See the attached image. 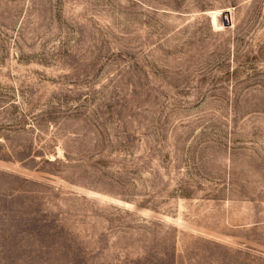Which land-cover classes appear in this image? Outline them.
<instances>
[{
	"label": "rangeland",
	"instance_id": "obj_1",
	"mask_svg": "<svg viewBox=\"0 0 264 264\" xmlns=\"http://www.w3.org/2000/svg\"><path fill=\"white\" fill-rule=\"evenodd\" d=\"M0 264H264V0H0Z\"/></svg>",
	"mask_w": 264,
	"mask_h": 264
},
{
	"label": "bare ground",
	"instance_id": "obj_2",
	"mask_svg": "<svg viewBox=\"0 0 264 264\" xmlns=\"http://www.w3.org/2000/svg\"><path fill=\"white\" fill-rule=\"evenodd\" d=\"M229 10H226L222 13V17L225 18V12H227ZM230 12V11H229ZM221 12L220 11H214L213 15H212V21H213V24L214 26H218V20H217V17L219 16ZM229 23H231V13H230V17H229Z\"/></svg>",
	"mask_w": 264,
	"mask_h": 264
},
{
	"label": "water",
	"instance_id": "obj_3",
	"mask_svg": "<svg viewBox=\"0 0 264 264\" xmlns=\"http://www.w3.org/2000/svg\"><path fill=\"white\" fill-rule=\"evenodd\" d=\"M229 17H230V12L229 11L225 12V18L227 23H229Z\"/></svg>",
	"mask_w": 264,
	"mask_h": 264
},
{
	"label": "built area",
	"instance_id": "obj_4",
	"mask_svg": "<svg viewBox=\"0 0 264 264\" xmlns=\"http://www.w3.org/2000/svg\"><path fill=\"white\" fill-rule=\"evenodd\" d=\"M225 20H226V18H225Z\"/></svg>",
	"mask_w": 264,
	"mask_h": 264
}]
</instances>
